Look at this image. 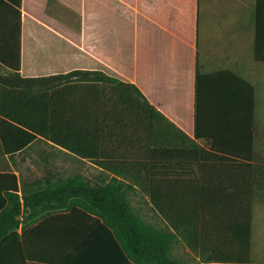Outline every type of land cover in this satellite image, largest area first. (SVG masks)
Instances as JSON below:
<instances>
[{
	"label": "crops",
	"instance_id": "1",
	"mask_svg": "<svg viewBox=\"0 0 264 264\" xmlns=\"http://www.w3.org/2000/svg\"><path fill=\"white\" fill-rule=\"evenodd\" d=\"M81 5L89 12L91 35L82 16L74 40L63 33L60 21L57 25L45 19L50 15L46 0H22L21 8L0 0V65L23 76H49L101 70L104 64L137 85L152 106L208 153H239L245 149L244 138H252L251 164L193 161L187 169L197 172L187 179L235 188L243 186L242 171L250 169L247 185L256 188V201L264 192V0H82ZM127 33L133 42L130 53L125 51ZM63 41L81 43L91 66L63 70ZM29 44L32 55L27 61ZM63 150L71 152L38 137L10 155L0 128V201L5 196L2 186L12 188L14 180L23 202L24 192L70 177L62 174L63 161H54V154L63 155ZM30 151L34 163L25 161ZM92 165V179L81 174L92 184H105L113 176ZM127 182L133 185L128 192L133 211L155 227L172 229L150 195ZM146 210L156 221L147 219ZM17 219L19 236L0 244V264H136L125 260L104 220L82 207L46 212L27 224L23 213ZM186 250L196 254L187 244ZM196 257L199 264L219 263Z\"/></svg>",
	"mask_w": 264,
	"mask_h": 264
},
{
	"label": "trees",
	"instance_id": "2",
	"mask_svg": "<svg viewBox=\"0 0 264 264\" xmlns=\"http://www.w3.org/2000/svg\"><path fill=\"white\" fill-rule=\"evenodd\" d=\"M8 1L22 7V0ZM0 128L10 155L43 137L113 173L105 184H92L81 174L59 178L24 192L23 202L15 180L12 188L2 186L0 244L19 236V214L27 224L46 212L77 206L104 220L126 261L181 264L171 255L179 239L204 262L253 261L251 170L242 171L243 186L235 188L187 179L197 172L187 169L193 161L251 164L252 138H244L239 153L211 154L152 106L134 83L102 70L23 76L3 65ZM127 180L150 195L173 230L155 227L133 211L128 197L133 185Z\"/></svg>",
	"mask_w": 264,
	"mask_h": 264
},
{
	"label": "rangeland",
	"instance_id": "3",
	"mask_svg": "<svg viewBox=\"0 0 264 264\" xmlns=\"http://www.w3.org/2000/svg\"><path fill=\"white\" fill-rule=\"evenodd\" d=\"M48 6H49V14L47 16H44L45 19L49 21H53V23H56L59 25V21L61 24H63V33L67 35L68 37L72 39H77L79 36V33L81 31V17L83 16V19L85 20V23L87 24V31L89 33L90 37V19H89V12L86 10V13L81 8L82 0H46ZM130 32L131 37V31L132 29L129 27L127 28ZM88 37V38H89ZM128 33L126 37V52L130 53L133 51V42L130 41ZM128 40V41H127ZM79 45L81 46V43H73L69 41H63V70L73 67L75 65H84V66H91L90 60L87 59L90 55L86 53V51H81ZM86 48L90 51L91 44L87 43L85 44ZM27 61L30 59L32 53L30 49V44L27 46ZM79 52H82L80 54ZM53 64H57L54 63ZM102 71L107 72L113 76L118 77L117 73L112 71L110 68H108L106 65L101 64ZM91 78H95L94 75H91ZM122 80V79H121ZM125 81V80H123ZM127 82V81H126ZM98 83V82H96ZM41 146V145H40ZM28 151V150H27ZM54 152V151H53ZM28 156V157H27ZM63 161V176H74L75 174H83L84 176L88 177L89 179H92L95 175L94 167L92 165L91 160L86 158H81L72 152H68L63 150V155L55 153L54 154V161ZM25 161L34 163V156L33 152H27L25 154ZM141 194H143V190L140 191ZM135 202H137V199H135ZM136 208H139L137 206V203L133 204ZM147 219H151L156 221L154 219V215L150 214V210H146ZM254 218H255V242L253 245V261L250 263H243V264H264V192L260 194V196L255 201V209H254ZM158 224L162 227H166V223L159 222V219L157 220ZM171 255L176 258L181 264H199L200 261L197 260L196 254H191L190 251L186 250V244L179 240L175 245L172 247ZM195 261V262H194ZM217 264H242V263H217Z\"/></svg>",
	"mask_w": 264,
	"mask_h": 264
}]
</instances>
